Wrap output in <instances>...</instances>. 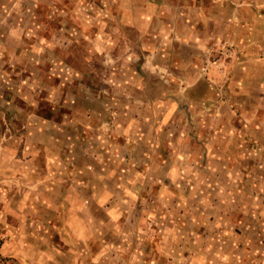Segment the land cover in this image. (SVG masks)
I'll list each match as a JSON object with an SVG mask.
<instances>
[{
	"label": "rangeland",
	"instance_id": "374dc122",
	"mask_svg": "<svg viewBox=\"0 0 264 264\" xmlns=\"http://www.w3.org/2000/svg\"><path fill=\"white\" fill-rule=\"evenodd\" d=\"M161 1L117 23L112 0H0V172L6 154L55 142L89 181L126 177L137 194L101 252L44 212L6 221L5 189L33 186L0 173V264H235L207 253L230 225L264 238L242 227L264 212V0Z\"/></svg>",
	"mask_w": 264,
	"mask_h": 264
},
{
	"label": "crops",
	"instance_id": "0c3cea01",
	"mask_svg": "<svg viewBox=\"0 0 264 264\" xmlns=\"http://www.w3.org/2000/svg\"><path fill=\"white\" fill-rule=\"evenodd\" d=\"M135 2L136 0H112V4L116 7L112 20L117 23L141 21V16L144 13L153 17L159 16L163 9L161 0H142V7L139 8L135 7ZM82 116H86L87 120H81V124L88 125V118H93V115H85V113H82ZM91 125L93 124L89 126L92 127ZM43 128L50 130L52 127L47 123L43 124ZM56 144L55 142H44L42 145L32 143L29 147L27 145L19 147V150H21L19 158L9 159L12 153L5 155L6 157L1 161L2 166H4V169H1L0 172L1 175L6 178L15 177L16 180L21 178V181H25L33 187L17 189L14 194L5 189L3 196L15 199V208L14 211H11L9 209L11 205L7 201L3 215L6 221L9 222L12 219L9 218V215H13L17 226L20 223L23 224V216L26 212L31 215L44 212L47 215L46 220L49 230L51 228L50 222H54L56 226H59V229L66 230L70 238L76 243L87 244L92 240H96L101 247V252H103L108 244L104 230L115 229L116 225L120 223V219L124 215L123 207L126 202H133V196L137 195L132 192L133 189L136 190L135 185H132L126 177L121 178V176L112 185H106L104 179L100 177L95 182L89 181L86 178L88 169L83 170L82 167H79L76 164L78 163L77 158L63 157L62 155L56 157L54 153L57 147ZM62 145H66V143H62ZM86 145L82 143V146L86 147ZM58 149H61V147ZM57 163L66 167L65 170L63 169L65 174L50 175L48 168L55 166ZM70 165H73L75 170ZM140 178V175H135L134 180L133 178L131 180L141 181ZM148 178L149 182L153 180L151 176ZM54 179L62 182L56 183L54 181L53 183L52 180ZM177 194L180 196L182 191H177ZM91 199H94L96 203L94 205L95 216H93V210L89 204ZM240 210L247 212L248 208L245 207ZM257 212V210L254 211V214ZM261 212L262 217L259 212L255 217L257 220L259 219L258 221L251 224L245 223V225H243V221L241 222L245 231L248 229L255 232L264 230V220L262 219L264 212L263 210ZM96 214L99 215L96 216ZM214 222L215 217L212 215L209 223ZM171 224L175 225L177 229L180 226V222L176 220L174 223L166 221L165 227L168 226L167 228L170 229ZM236 227L240 229V227L233 225H230L227 229V232H231V237L227 242H223L224 240L219 237L216 238L218 241L223 240L222 244L217 245L219 242L216 241L213 245L214 248L207 250L208 256L214 261L221 258L222 255L228 258L230 254L229 261L235 264H264V238L262 232H257L261 234L257 240H247L241 243L236 238V235H238L234 231ZM15 241L13 239L6 241L2 247V252L7 253L10 247L16 245ZM227 251L229 252L228 255ZM204 253L202 254L205 255ZM210 257L209 259H211Z\"/></svg>",
	"mask_w": 264,
	"mask_h": 264
}]
</instances>
